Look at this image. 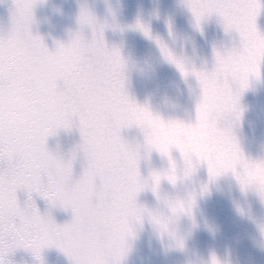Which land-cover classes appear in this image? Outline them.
<instances>
[{
  "label": "snow or ice",
  "instance_id": "obj_1",
  "mask_svg": "<svg viewBox=\"0 0 264 264\" xmlns=\"http://www.w3.org/2000/svg\"><path fill=\"white\" fill-rule=\"evenodd\" d=\"M40 2L13 0L11 32L6 38L0 37V115L5 98L9 110H18L13 101L19 97L27 104L24 111L29 120L26 132L9 133L7 140L0 128V165H7L0 167V264H5L3 257L18 248L30 250L41 259L43 250L49 247L64 252L72 264H122L128 240L135 234L134 225L142 222L146 212L137 204L139 193L151 187L158 194L162 179L175 184L181 178L172 149L183 157L188 175L197 169L188 153L201 145L199 161L207 165L210 178L232 172L242 190L253 187L264 198V161H249L230 129L221 126V121L235 110L249 78H261L264 34L256 25L262 10L259 0H187L197 27L215 14L222 18L226 32L239 34L238 47L215 53L211 71L188 69L160 45L165 58L185 78L196 77L203 103L220 113L214 128L188 138H182L177 127L165 126L161 117L126 94L121 55L107 48L104 29L97 28L90 12L82 10L80 16L81 25L93 29L90 41L77 35L70 44L49 51L43 39L31 32L34 8ZM140 27L150 36L146 28ZM241 67L246 71L243 80L238 76ZM76 117L87 166L73 181L77 153L64 160L49 151L47 141L60 129H70ZM133 127L144 133L143 147L149 157L156 149L171 164L165 173H152L151 185L140 174V146L133 147L121 134ZM18 144L38 155V166L25 162L17 151ZM90 150L98 159L109 162L107 171H98L89 157ZM240 167L243 175L238 172ZM20 191L28 194L23 207L17 196ZM33 193L52 207L71 208L73 221L60 226L51 213L42 215ZM152 219L156 221L155 216ZM212 264L219 261L213 257Z\"/></svg>",
  "mask_w": 264,
  "mask_h": 264
},
{
  "label": "water",
  "instance_id": "obj_2",
  "mask_svg": "<svg viewBox=\"0 0 264 264\" xmlns=\"http://www.w3.org/2000/svg\"><path fill=\"white\" fill-rule=\"evenodd\" d=\"M259 3L262 10L256 25L258 31L264 34V0H259ZM13 8V0H0V37L6 38L11 32ZM82 10L95 17L97 28L103 27L107 48L119 51L124 62L126 94L165 120L175 119L181 113L173 105L162 102L158 82L179 85L182 103L193 117L200 86L195 76L185 78L177 66L165 58L160 45L166 46L188 69L211 71L215 65L216 52L223 54L240 44L239 34L235 31L226 32L223 20L218 15L206 17L197 27L187 0H41L34 8L31 32L41 37L51 52H55L61 44H70L77 35L90 41L93 29L81 25ZM140 25L148 30L150 36L145 35ZM147 65L154 69L155 78L145 71ZM260 72L261 78H252L249 88L241 93L239 102L241 107L250 102L257 103L254 96L259 94L261 103L257 111L264 116V64H261ZM60 86L63 87L62 82ZM221 126L238 133L228 118L221 121ZM121 134L133 147L140 146L143 157L140 174L149 185L153 172L169 171L171 164L168 157H161L155 151L150 157L145 153V137L140 128L124 129ZM82 143L78 117L74 118L70 129H60L47 141L49 151L59 158L68 160L74 152L77 153L73 181L81 177L87 166L85 155L80 149ZM238 144L249 161H264V119L255 135L249 133L246 138L238 136ZM172 158L180 176L181 170L185 168L184 159L179 151H173ZM218 183L223 186L225 194L221 195L212 188L213 196L207 199L203 190L211 188V178L207 165L201 164L188 180L180 178L172 184L162 179L158 194L151 187L141 191L137 204L145 208L146 212L142 222L134 225L135 234L128 240V251L122 264H212L213 255L218 257L221 264H264V198L254 189L242 190L232 172L219 177ZM164 194L192 202L194 200L195 218L200 219L202 212L206 213L222 231L213 236L201 228L186 242L184 250L163 245L152 216L163 210L159 197ZM17 196L23 207L28 201L27 192L20 191ZM32 199L41 214L51 213L58 225L73 221L71 208L52 207L35 193ZM182 223L187 225L190 221L185 217ZM3 259L5 264H41V259L42 264H72L57 247L44 249L41 259L24 248L16 249Z\"/></svg>",
  "mask_w": 264,
  "mask_h": 264
},
{
  "label": "clouds",
  "instance_id": "obj_3",
  "mask_svg": "<svg viewBox=\"0 0 264 264\" xmlns=\"http://www.w3.org/2000/svg\"><path fill=\"white\" fill-rule=\"evenodd\" d=\"M166 47V46H165ZM167 48V47H166ZM145 71L155 78L154 69L151 65H147ZM246 71L243 67L238 69V76L241 80L244 79ZM253 77L249 78V86ZM249 86L246 88L248 89ZM157 88L162 94V102L167 105H173L178 113L181 115L177 116L175 119L165 120L162 118L165 126L172 127L175 126L178 128L179 133L182 138H188L195 132L207 131L211 128H214L219 120L220 113L219 111L211 106L205 105L202 101V92L200 89V95L198 96L195 105H194V117L190 110H188L182 103V91L177 84L163 83L158 82ZM245 89V90H246ZM243 90L241 93H243ZM240 93V95H241ZM239 95V97H240ZM254 100L257 103H249L245 107H241L239 98L235 106V110L228 115V119L231 120L232 124L238 129V133H234L231 128V135L234 137L235 141L238 143V136L246 138L249 133L255 135L260 123L264 116L257 111L258 104L261 103L259 94L254 96ZM15 108L18 110H9V103L7 98L4 100V111L0 115V128L3 129L5 139L7 140L9 133H24L28 130L29 120L25 113L27 108L26 102L23 98H15L13 101ZM246 126V127H245ZM203 148L201 145H197L191 152L188 153L190 159L193 161L196 167H199V154L202 152ZM17 151L23 155L25 162L31 166L39 165L38 155L31 151L26 145L18 144ZM161 157V153L156 149H153ZM173 151H178L172 149ZM151 152V153H152ZM89 157L96 165L99 172L103 173L107 171L109 167V162L104 159H98L91 150L89 151ZM185 169V168H184ZM184 169L181 170V179L188 180L192 174L185 175ZM238 172L243 175V168H238ZM223 175V174H222ZM217 177L211 178V188H205L203 194L207 199H211L213 196L212 188L216 190L217 193L224 195L223 186L218 183ZM249 189H254L249 187ZM256 191V190H255ZM160 203L163 206V210L153 215L156 218L154 224L158 228L161 240L163 245L167 246L170 249H181L184 250L186 247V242L192 238L193 233L200 230L201 228L211 232L213 236L217 235L222 231L221 227L217 224H214L206 213L201 214L200 219H196L194 215V204L190 200H184L179 196H172L169 194H164L159 197ZM187 217L190 221L187 225L182 223V220ZM218 261V257L213 255ZM212 257V258H213ZM219 264L221 262L219 261Z\"/></svg>",
  "mask_w": 264,
  "mask_h": 264
}]
</instances>
